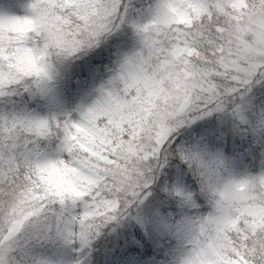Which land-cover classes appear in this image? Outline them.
Instances as JSON below:
<instances>
[{"label":"snow or ice","instance_id":"obj_1","mask_svg":"<svg viewBox=\"0 0 264 264\" xmlns=\"http://www.w3.org/2000/svg\"><path fill=\"white\" fill-rule=\"evenodd\" d=\"M0 264H264V0H0Z\"/></svg>","mask_w":264,"mask_h":264}]
</instances>
